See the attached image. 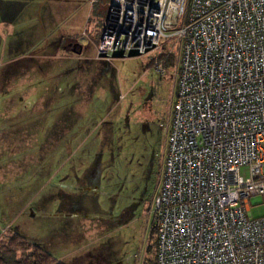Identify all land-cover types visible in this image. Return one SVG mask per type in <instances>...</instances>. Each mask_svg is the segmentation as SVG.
Returning <instances> with one entry per match:
<instances>
[{"label":"rangeland","instance_id":"374dc122","mask_svg":"<svg viewBox=\"0 0 264 264\" xmlns=\"http://www.w3.org/2000/svg\"><path fill=\"white\" fill-rule=\"evenodd\" d=\"M97 7L0 0V241L16 233L64 264L155 263L148 211L174 67L154 73L153 49L97 57ZM26 20L33 39L21 38ZM63 34L80 53L56 50ZM178 44L161 38L160 51L178 55ZM247 206L250 217L264 216V195Z\"/></svg>","mask_w":264,"mask_h":264},{"label":"built area","instance_id":"2783aa9c","mask_svg":"<svg viewBox=\"0 0 264 264\" xmlns=\"http://www.w3.org/2000/svg\"><path fill=\"white\" fill-rule=\"evenodd\" d=\"M161 38L179 44L155 264H264V216L247 212L264 195V0H107L96 54L153 49L161 75Z\"/></svg>","mask_w":264,"mask_h":264},{"label":"trees","instance_id":"16d2710c","mask_svg":"<svg viewBox=\"0 0 264 264\" xmlns=\"http://www.w3.org/2000/svg\"><path fill=\"white\" fill-rule=\"evenodd\" d=\"M174 51H160L158 58L165 60V68L176 65ZM150 65L151 62H150ZM152 67V66H151ZM153 229V227H152ZM154 230V229H153ZM18 251L20 252L17 255ZM0 264H64L54 259L49 253L36 245H29L24 239L11 233L4 241H0ZM146 264H155L153 260H146Z\"/></svg>","mask_w":264,"mask_h":264},{"label":"crops","instance_id":"0c3cea01","mask_svg":"<svg viewBox=\"0 0 264 264\" xmlns=\"http://www.w3.org/2000/svg\"><path fill=\"white\" fill-rule=\"evenodd\" d=\"M90 2L93 3V4H96V3L98 4V7L96 8L97 9V12H99L100 10H102V19L100 20V22L98 24V31H99L100 24H101V22H102V20L104 18V15H105V8H106V2H107V0H90ZM26 21H24V23H26ZM26 24H27V26L20 27L21 31L24 33V34H21V38L22 39H33V36L34 35L32 34L33 33V28L31 26L32 25V22L27 21ZM60 37H61V39L59 40L58 44L55 45L56 46V50L58 52H63V53L73 52V53H75L73 50H71V46L70 45H72L73 43H78L81 46V44L77 41V39L75 37L73 38L69 34H67V35L66 34H63ZM97 40H98V38H97ZM97 40H96V43H97ZM81 48H82V46H81ZM81 48H80V51H81ZM95 52H96V44H95ZM75 54H78V53H75ZM20 67H18V69ZM173 88H174V81H173V87H172V94H173ZM171 98H172V96H171ZM170 110H171V105H170ZM169 117H170V114H169ZM168 121H169V118H168ZM165 150H166V140H165L164 153H165ZM163 156H164V154H163ZM162 161H163V158H162ZM161 167H162V165H161Z\"/></svg>","mask_w":264,"mask_h":264},{"label":"water","instance_id":"95a60500","mask_svg":"<svg viewBox=\"0 0 264 264\" xmlns=\"http://www.w3.org/2000/svg\"><path fill=\"white\" fill-rule=\"evenodd\" d=\"M71 46V50H73L75 53L80 52L81 46L78 43H73ZM148 50V49H146ZM139 55L137 51L130 50L126 54H123L121 50H116L110 53L109 56H106L104 53H98L97 57H111V58H122V57H133Z\"/></svg>","mask_w":264,"mask_h":264}]
</instances>
